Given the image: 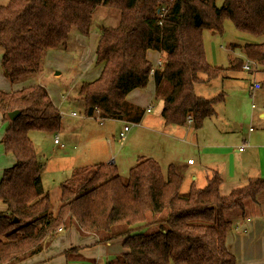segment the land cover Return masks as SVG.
Instances as JSON below:
<instances>
[{
  "label": "trees",
  "instance_id": "trees-1",
  "mask_svg": "<svg viewBox=\"0 0 264 264\" xmlns=\"http://www.w3.org/2000/svg\"><path fill=\"white\" fill-rule=\"evenodd\" d=\"M99 7L117 10L119 22L99 28L96 65L101 73L79 87L87 118L98 113L101 120L138 124L145 111L130 105L126 96L145 88L152 74L165 124L185 126L191 118L198 131L225 101L224 93L210 100L195 93L201 75L211 81L225 70L207 62L202 31L222 33L224 21L230 20L238 31L264 37V0H225L222 7L215 0H9L0 5L5 78L14 85L37 77L48 51H67L73 31L90 34ZM149 50L162 54L160 68L154 70L148 61ZM242 51L264 71V42L246 43ZM241 66L243 61L234 59L229 69ZM14 111L20 115L3 137L15 163L0 181V200L7 207L0 212V264L40 254L73 227L100 244L124 238L125 252L105 264H237L226 246L228 233L252 217L255 208L264 215V178L250 179L223 196V180L215 174L206 187L192 185L182 194L183 179L175 168L169 165L164 172L145 156L137 159L127 179L112 163L74 168L61 182L60 205L51 212L50 194L42 186L43 165L29 133L56 135L62 114L43 85L0 91L4 120ZM64 254L68 264H83L78 248Z\"/></svg>",
  "mask_w": 264,
  "mask_h": 264
},
{
  "label": "rangeland",
  "instance_id": "rangeland-1",
  "mask_svg": "<svg viewBox=\"0 0 264 264\" xmlns=\"http://www.w3.org/2000/svg\"><path fill=\"white\" fill-rule=\"evenodd\" d=\"M8 1L0 0V5H5ZM215 1L218 7H222L225 0ZM118 22L119 12L114 9L100 8L95 16V23L99 28L116 26ZM223 25L222 33L208 29L202 31L207 62L225 70L219 77L207 83H203L207 77L201 75L202 83L196 85L195 93L198 97L207 100L224 93L225 101L216 105L217 116L205 120L200 132L189 125H166L159 116L162 106L160 100L154 101L152 111L147 113L141 127L127 121L101 120L98 118V113L97 117L87 118L78 95L75 96L74 92L69 91L74 78L73 71L77 73L79 70L78 50L80 49L68 50V54L77 57L67 72L62 71V75L52 62L42 64L39 75L29 80L38 79L41 85L51 91V98L60 105L63 115L62 129L56 135L37 131L29 133L43 165L42 186L44 191L50 194L51 212H56L60 205L59 186L63 179L74 168L93 166L105 160L109 152H112L113 158H117L118 161L120 155L119 174L123 179L128 178L132 166L125 155L133 151L142 152L138 154L146 157L159 154L160 160L155 159L159 161L164 172L167 163L171 160L188 166L187 160L192 159L195 165L186 167L184 190L190 187L188 172H197L199 176L197 184L200 185L204 183L205 171L208 168V170H218L226 178L222 190L223 196L230 194L231 189L228 191L226 188H229L232 182L241 181L237 183L239 188L247 185L248 177L264 178V175L255 174L257 171L253 169L258 163L257 153H261V150L252 147L250 142L252 135L250 128L255 130V133L264 130V119L259 117L260 111L264 110V90L256 87L264 80V72L261 66L249 62L242 51L246 43L264 42V37L259 38L240 32L230 20H225ZM71 35H74V31ZM1 58L0 51V60ZM234 59L242 60L243 67L249 66L250 71L242 66L236 70H228ZM252 105H255L256 109H253ZM74 112L77 117L72 115ZM126 124L132 128L128 132V137L123 140L119 137V132ZM236 125L239 127L237 128ZM56 138L65 146L64 149L53 143ZM239 148L245 150L242 158H239L237 152ZM150 153L152 155H149ZM236 172L240 173L239 177L229 180L237 175L233 174ZM253 207L254 204L249 205V208ZM261 208L264 211V207ZM256 211L255 208L253 212ZM114 256L116 255L103 258L101 264H105ZM91 261L84 260L83 264H93Z\"/></svg>",
  "mask_w": 264,
  "mask_h": 264
},
{
  "label": "crops",
  "instance_id": "crops-1",
  "mask_svg": "<svg viewBox=\"0 0 264 264\" xmlns=\"http://www.w3.org/2000/svg\"><path fill=\"white\" fill-rule=\"evenodd\" d=\"M100 8L101 7L97 8L93 13L90 34L87 36H84L82 34H79L78 32H74V35L73 36L71 35L70 40H69L68 50L69 49L73 50L76 48L80 49L78 50V53L80 54V63L78 67L79 70L77 73L73 71L74 78H72L71 88L69 90V91H72V93L74 92L75 96L78 95V90H79L81 83L92 82L96 80L99 77L101 70H102L101 66L96 65V49H97L99 38H100V30H99V26H97V24L95 23V16H97ZM68 50L65 52L48 51L43 60V63L52 62L56 67H58V69L61 71L60 75H62L61 74L62 71L67 72L70 69L71 63L77 57V56L75 57V55L73 54H68L67 53ZM147 59L153 66L157 67L158 63L162 60V54L157 51L149 50L147 52ZM228 70L230 69L228 68ZM262 72L264 71L262 70ZM222 75L223 74H221V76ZM263 81H261V83ZM207 82L208 81H204L203 83H207ZM33 85H41V84L38 81V79H32V80H27V81L12 85L3 75V70L1 67V60H0V91L6 92V93H12V92L20 91L24 88H27ZM256 87L263 89L261 85L260 86L256 85ZM47 91L50 97H52L51 91L49 89H47ZM155 100L161 101L162 106H161L159 116L162 118L161 114H162V109H163V101L161 99H156L155 82L151 74L149 78V82L145 88L135 89L126 96V101L130 105L143 109L145 111V114L142 120L138 124H135V125L140 126V127L142 126L147 113L148 112L151 113L152 105L154 104ZM52 101L54 105L59 109L60 113L62 114L60 105L54 102L53 99ZM252 108L256 109V106L252 105ZM94 117H97V115H95ZM259 117L261 119H264V110L260 111ZM105 120L114 121V122L120 121V120H112V119H105ZM9 124H10V120L5 121L3 118V115L0 113V181H1L4 170L13 166L15 163V158L13 154L6 152L5 146L3 143V137L5 135L6 129L8 128ZM187 125L192 126V124H188V123ZM125 126L126 125H124V127ZM236 127L238 128L239 126L236 125ZM123 129L120 132H122ZM200 130H198V132H200ZM250 132L252 134L250 137V142H251L252 147H255L261 150V153L259 154L257 153L258 163L253 166V169L257 171L255 174L258 173L259 175H264V130L262 132L255 133V130L250 128ZM127 137H128V133L126 135V138ZM55 145H59L62 149L65 148L64 145H61V142L60 144H55ZM240 149L241 148H239L237 152L239 154V158H242V154L245 153V150H240ZM138 153H142V152L133 151L131 153H128L127 156L125 155V157L129 160V163H131L132 165L131 167H133L136 164L137 159L139 157L145 156V155L138 154ZM112 155L113 153L109 152L105 160H102L104 162L100 161L98 163H105V164L112 163V164H115L119 170L118 164H120V155H119V161L117 160V158H113L114 156ZM149 155H152V154L150 153ZM149 157L160 160L159 154L158 155L153 154L152 156H149ZM169 165H172L175 168L176 172L183 179V183L180 189V192L182 194L187 193L190 190V187L192 185H195L197 188L206 187L208 180L212 178V176L215 174H218L223 180L221 187H220V193L222 194V190L224 188L223 186L226 181V178L223 177V174H221L218 170H208L209 168L206 169L205 179H203L204 183L200 185L197 184V181L199 180V176H197V172L196 171L188 172L190 175V181H191L190 185L188 184L190 187L187 190L186 189L184 190L183 186L185 185V182H186V177H185L186 171H187L186 167L194 166L195 162H193L192 159H188L187 160L188 166H186V165L179 163L178 161L171 160L167 163V167ZM233 174L236 175L237 172ZM239 174L240 173H238L233 179L229 178V180H234L238 178ZM256 178H261V177L259 176ZM250 179H253V178L248 177L247 181H249ZM41 180L43 182L42 172H41ZM240 182L241 181L232 182L230 183L231 184L230 187L226 189L228 191H230L231 189L230 191L231 193L233 190L237 189L238 187L237 185H239L237 183H240ZM6 209H7L6 205L0 200V212H5ZM257 211L256 213H254V215H252V217L248 218L242 225H240L238 228L228 233V236L226 239V246H227L228 251L232 255H234V257L236 258L237 264H264V215H260L259 212ZM123 243H124V238H118V239L110 241L107 244H100L98 243L97 237L93 235H81L79 231L73 227V228H70L62 232L48 249L18 264H68V260L64 252L74 247L79 249L84 260H94L96 262H99V264H101L103 261V258H107L108 256L118 255V254L125 252L122 246ZM72 264H76V263H72Z\"/></svg>",
  "mask_w": 264,
  "mask_h": 264
},
{
  "label": "built area",
  "instance_id": "built-area-1",
  "mask_svg": "<svg viewBox=\"0 0 264 264\" xmlns=\"http://www.w3.org/2000/svg\"><path fill=\"white\" fill-rule=\"evenodd\" d=\"M163 11H164V9H162V12H163ZM161 62H162V60L158 63L157 67L153 66V67H154L153 69L155 70V68H160V66H161ZM244 69H245V70H250L249 66H247V65L244 66ZM154 70H152V73H153ZM72 115H73L74 117L77 116L76 113H73ZM188 124H192V119H191V118L188 119ZM130 129H131V126H129V125L126 124V126H125L124 129H123V131L120 132L119 137H120L121 139H125L127 133L130 131ZM54 143H55V144H60L59 139L56 138V139L54 140ZM240 150H242V148H241Z\"/></svg>",
  "mask_w": 264,
  "mask_h": 264
},
{
  "label": "water",
  "instance_id": "water-1",
  "mask_svg": "<svg viewBox=\"0 0 264 264\" xmlns=\"http://www.w3.org/2000/svg\"><path fill=\"white\" fill-rule=\"evenodd\" d=\"M19 115H20L19 111H14V112L9 113L8 118L10 121H14ZM15 222H16V219H15Z\"/></svg>",
  "mask_w": 264,
  "mask_h": 264
}]
</instances>
